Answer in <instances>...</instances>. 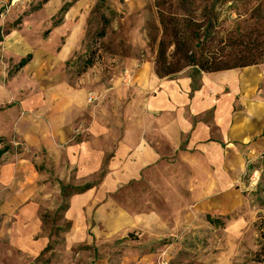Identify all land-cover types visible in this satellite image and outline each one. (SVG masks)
Listing matches in <instances>:
<instances>
[{"label":"rangeland","instance_id":"obj_1","mask_svg":"<svg viewBox=\"0 0 264 264\" xmlns=\"http://www.w3.org/2000/svg\"><path fill=\"white\" fill-rule=\"evenodd\" d=\"M4 1L0 264H263L253 258L261 248L255 222L264 216V135L250 149L240 146L245 167L222 185L228 190L212 192L202 205L209 192L201 189L210 177L203 168L198 176L188 165L160 161L138 177L125 174L127 154L120 157L116 138H107L105 154L92 138H72L58 151L51 143L27 140L48 130L49 110L65 88L72 107L74 90L90 85L93 112L100 104L113 110L119 96L111 88L132 86L143 64L156 70L163 32L158 0ZM198 1L197 16L213 0ZM220 1L216 31L242 21L245 32L255 34L257 22L264 23V0ZM66 46L71 53L62 57ZM249 67L263 70L264 64ZM180 72L197 76L190 68ZM259 87L251 96L235 88V108L264 104V82ZM84 128L79 118L73 136ZM208 214L223 224H211Z\"/></svg>","mask_w":264,"mask_h":264},{"label":"crops","instance_id":"obj_2","mask_svg":"<svg viewBox=\"0 0 264 264\" xmlns=\"http://www.w3.org/2000/svg\"><path fill=\"white\" fill-rule=\"evenodd\" d=\"M4 2L0 0V9ZM70 50L66 46L62 57L70 54ZM262 82L264 69L258 67L202 72L194 77L179 72L168 78L160 77L152 64L147 63L135 70L132 86L111 88L119 96V102L113 97L110 105L113 110L103 111L100 104L93 112L87 103L90 85L74 90L72 102H77L72 107L70 92L65 88L49 110L48 130L44 133L37 130L35 138L27 140L51 143L58 151L59 144L68 143L72 138L87 142L92 138L105 154L104 144L110 142L107 138H116L120 157L127 154L125 174L138 177L160 161L167 165L172 160L179 167L188 165L198 176L199 169L203 168L210 176L208 183L204 181L207 184L203 188L209 193L201 199L203 204L214 192L228 190L229 187L222 185L228 180L232 183L234 174L241 173L245 167L240 146L250 149L255 138H263L264 104L248 103L244 99L242 103L248 104L238 109L234 102L235 88L251 96L261 88ZM79 118L84 119L85 128L81 135L74 137L73 129ZM221 173L229 178L217 179L216 174ZM197 180L200 183L199 178L194 179Z\"/></svg>","mask_w":264,"mask_h":264},{"label":"trees","instance_id":"obj_3","mask_svg":"<svg viewBox=\"0 0 264 264\" xmlns=\"http://www.w3.org/2000/svg\"><path fill=\"white\" fill-rule=\"evenodd\" d=\"M218 1L213 0L199 16L195 10L199 5L198 0L156 2L163 31L155 60V71L160 77L176 75L185 68L192 69L198 75L264 64V23L261 20L258 21L261 25L257 22L255 34L246 33L242 21H235L230 28L216 31ZM224 1H220V5ZM175 8L183 12L177 14L172 11ZM171 48L173 51L169 54ZM212 48L216 50L212 51ZM29 60L30 55L22 59L18 67H23ZM5 151L6 148L0 149V158ZM257 191V199H262V190L258 188ZM219 217L206 216L211 224L221 225L223 221ZM255 225L261 248L253 260L264 264V216H259Z\"/></svg>","mask_w":264,"mask_h":264},{"label":"bare ground","instance_id":"obj_4","mask_svg":"<svg viewBox=\"0 0 264 264\" xmlns=\"http://www.w3.org/2000/svg\"><path fill=\"white\" fill-rule=\"evenodd\" d=\"M239 169H240V167H239ZM199 170H201V169H199ZM203 172V171H202ZM201 172V173H202ZM236 172V171H235ZM204 174V173H203ZM236 174V173H235ZM197 178V177H196ZM210 178V177H209ZM197 182H198V180H197ZM193 183V182H192ZM194 186V185H193ZM196 186V185H195ZM197 186H198V184H197ZM191 187H192V185H191ZM200 187V186H199ZM217 187V186H216ZM213 188V187H212ZM218 188V187H217ZM201 190H203V187H202V189ZM200 190V191H201ZM205 190V189H204ZM215 190V189H214ZM213 191V190H212ZM211 191V192H212ZM194 193V192H193ZM199 193V192H198ZM208 193V192H207ZM215 194V193H214ZM217 197V196H216ZM211 198V197H210ZM215 199H218V197L217 198H215ZM212 201V200H211ZM218 201V200H217ZM204 203V202H203ZM212 203H214V201H212ZM226 203H227V201H226ZM217 204H219L218 202H217ZM202 205V204H201ZM230 205V204H229ZM208 207V206H207ZM215 208H217V207H215Z\"/></svg>","mask_w":264,"mask_h":264}]
</instances>
